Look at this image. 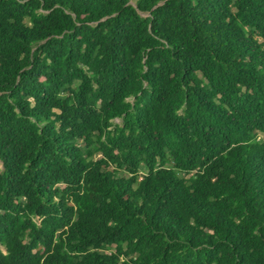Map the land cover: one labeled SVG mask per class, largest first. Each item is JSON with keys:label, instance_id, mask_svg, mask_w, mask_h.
Wrapping results in <instances>:
<instances>
[{"label": "trees", "instance_id": "16d2710c", "mask_svg": "<svg viewBox=\"0 0 264 264\" xmlns=\"http://www.w3.org/2000/svg\"><path fill=\"white\" fill-rule=\"evenodd\" d=\"M0 245L264 264V0H0Z\"/></svg>", "mask_w": 264, "mask_h": 264}, {"label": "rangeland", "instance_id": "374dc122", "mask_svg": "<svg viewBox=\"0 0 264 264\" xmlns=\"http://www.w3.org/2000/svg\"><path fill=\"white\" fill-rule=\"evenodd\" d=\"M131 2L134 3L135 0H131ZM144 15H145V14H144ZM114 121H115L116 123H121V122H122V119H121V118H116ZM259 139L263 140V137H259ZM96 156H98V154H97ZM0 248L4 249V247H2L1 245H0Z\"/></svg>", "mask_w": 264, "mask_h": 264}]
</instances>
